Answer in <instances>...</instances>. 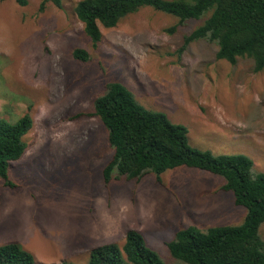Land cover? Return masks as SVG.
I'll use <instances>...</instances> for the list:
<instances>
[{
  "label": "rangeland",
  "instance_id": "obj_1",
  "mask_svg": "<svg viewBox=\"0 0 264 264\" xmlns=\"http://www.w3.org/2000/svg\"><path fill=\"white\" fill-rule=\"evenodd\" d=\"M61 1L0 0V116L33 118L27 149L10 164L18 187L0 177V244L19 243L37 264H89L92 248L123 245L136 229L167 264H187L167 246L178 230L239 225L247 209L220 188L222 176L185 165L165 171L162 183L150 173L107 184L113 150L102 121L87 113L107 82L120 81L141 104L184 124L192 146L247 154L264 172V69L249 57L218 59L217 44L204 39L177 53L203 19L177 26L175 15L151 6L102 26L94 47L75 14L80 0ZM79 47L88 61L73 56Z\"/></svg>",
  "mask_w": 264,
  "mask_h": 264
},
{
  "label": "trees",
  "instance_id": "obj_2",
  "mask_svg": "<svg viewBox=\"0 0 264 264\" xmlns=\"http://www.w3.org/2000/svg\"><path fill=\"white\" fill-rule=\"evenodd\" d=\"M25 6L28 0H15ZM52 1L57 6L61 0ZM144 6L170 13L177 26L190 19H203L184 36L177 53L190 43L207 40L218 46L217 58L235 64L241 57L253 58L255 70L264 69V0H80L74 10L84 24L93 46L102 39L101 27H115L126 15ZM176 25L167 30L173 32ZM73 56L88 61L90 53L76 48ZM83 115L82 113L78 114ZM89 116H98L107 130L113 150L103 168L104 181L140 180L153 173L162 183L168 169L188 166L224 178L221 189L231 191L237 205L247 209L239 225L200 228L189 225L167 242L171 255L187 264H264V172L254 170V160L244 153L214 154L189 143L188 128L173 122L164 111L141 104L133 91L120 81H109L94 100ZM33 126V118L24 114L11 122L0 116V177L4 185L15 189L10 164L19 160L28 144L24 136ZM0 264H37L34 255L17 242L0 244ZM61 264H74L64 261ZM89 264H167L136 229L126 232L123 245L107 243L90 250Z\"/></svg>",
  "mask_w": 264,
  "mask_h": 264
}]
</instances>
